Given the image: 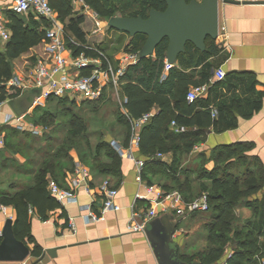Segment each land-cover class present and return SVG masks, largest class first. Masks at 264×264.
<instances>
[{
	"label": "crops",
	"instance_id": "0c3cea01",
	"mask_svg": "<svg viewBox=\"0 0 264 264\" xmlns=\"http://www.w3.org/2000/svg\"><path fill=\"white\" fill-rule=\"evenodd\" d=\"M70 1L73 13L79 5V17H88L80 24L84 33L86 27H96V36L101 32L106 35L113 30L106 19L100 17V22L98 21L95 17L96 11L84 0L85 4L80 0ZM12 2L13 0H0V8L9 7ZM73 15L72 18H79ZM55 17L54 25L49 21L50 27L47 29L53 26L61 27L65 41L70 42L71 36L77 38L68 30L71 16L62 21L55 10ZM95 34L92 36L97 38ZM127 36L126 46H132L133 37L129 34ZM47 41L45 37L39 44L12 59L11 76H30L40 57L44 55V45ZM78 41L81 46L76 47L82 49L80 53L84 52L92 57H98L95 50L104 53L103 49L96 48L87 41ZM7 42H0V51L5 50ZM70 45L71 43L67 46L66 54L71 52L73 55H79L80 53L71 51ZM215 45L219 48V53L208 59L212 64V78L207 82V92L201 97L211 101L210 107H213L216 113L217 106L225 103V113L232 115L237 125L221 132L204 130L200 141L190 152L182 150L183 144L177 151L167 150L166 146L171 144L166 138L163 145L166 151L160 150L159 146V149L147 156L141 152L142 128L151 122L160 108L152 107L150 112L153 115L146 122L136 125L135 121L143 116L135 119L128 114L125 107L127 96L122 82L119 85L111 81L106 82L101 96L97 99L74 98L69 95L44 96L42 92L34 105L21 115L10 105L12 99L20 96L8 99L6 94V100L0 103V200L1 197L33 188L40 169L48 162L52 164V169L46 175L47 189L53 199L55 198L49 190L50 183L72 188L70 178L78 164L84 165L90 172L91 192H87L83 186L79 187L75 190V201L65 204L57 202L56 208L43 215L35 207H29V230L25 240L32 250L38 251V255L32 254L25 264L33 263L44 253L46 256L37 264H159L147 232L130 230V218L134 209L139 211L135 217L138 222L143 220V213L153 206L158 214L152 219L166 218L170 222H176L173 239L179 245L183 242L186 232L184 221L195 220L199 212L179 214L176 209L167 206L168 201H165L166 204L157 203L155 190L150 192V186H155L156 191L179 193L183 202L188 203L206 193V187L212 186V180L207 178L206 173L218 167L225 169V161L229 157L231 166L228 172L241 179L247 176L248 171L254 170L253 173H257V168L264 171V95L258 111L253 112L249 105L246 107L247 99H257L264 93V0H246L243 3L220 1L219 35ZM124 53H104L106 60L102 61V66L107 67L109 63L118 68L119 59ZM165 61L166 71L162 78L167 77L170 67L182 68L178 60L172 65ZM93 67L95 66L92 65L83 73L89 74ZM220 68L226 73L225 79L216 78V71ZM193 69L194 79L200 80L203 74L202 65L194 66ZM191 70L190 68L186 72L191 73ZM192 87L194 86L191 85L189 90ZM56 102L58 106L63 103L86 104V117H83L85 129L74 142H69L71 122L62 120L61 114H54L56 111L48 109ZM238 102L243 106L242 110L236 106ZM96 107L98 108L93 113L90 109ZM199 108L201 109L200 106ZM49 113L54 115L53 126L44 128L42 125H36L43 123L44 115L48 116ZM249 113L248 117L243 115ZM107 120L111 123L109 127L104 125ZM173 122L175 121L171 122L168 129L178 138L198 130L197 127ZM135 136L139 137V142ZM32 137L38 138V141L26 144V140ZM98 146L101 147L100 150H97ZM107 149L111 151L110 154ZM137 160L144 162L143 168L138 166ZM106 179H110L118 188L116 201L121 205V209L106 212L99 221L87 222L83 219V214L87 212L88 207L96 210L102 206L99 187ZM9 189L14 190L12 192ZM206 194L208 197V193ZM261 195L260 193L258 197L261 198ZM4 206L0 203V219L11 217L15 220L16 208L6 205L4 212ZM235 213L242 219L253 215L252 209L244 203L236 208ZM71 219L76 225L75 231L70 226ZM193 231L195 228L191 232ZM50 249L54 251L53 255L47 253ZM179 253L182 257L181 248Z\"/></svg>",
	"mask_w": 264,
	"mask_h": 264
},
{
	"label": "trees",
	"instance_id": "16d2710c",
	"mask_svg": "<svg viewBox=\"0 0 264 264\" xmlns=\"http://www.w3.org/2000/svg\"><path fill=\"white\" fill-rule=\"evenodd\" d=\"M99 16L107 19L113 15L146 17L151 8L165 10L167 5L164 0H128L119 4L117 0H84ZM121 1V0H119ZM52 7L58 11L60 19L65 21L71 16L68 30L72 32L82 43L86 42L85 33L80 27L84 18H72L73 9L70 0H52ZM9 18V28L11 38L7 42L4 51H0V81L9 79L12 74L11 60L17 58L31 47L39 44L45 37L50 22L47 19H37L32 13L17 14L12 11L6 12ZM29 19L26 23L24 17ZM146 37L136 35L133 37L131 51H139ZM207 49L204 52L198 50L193 44L187 45V51L178 58L182 68L170 67L166 78H162L166 71V51L168 41L161 42L155 53L149 57L141 58L140 61L127 68L121 76L124 93L127 96L125 107L130 117L138 119L151 111L152 107L158 106L160 111L154 115L151 122L146 124L140 133L141 152L146 156L153 153L160 146V150H178L181 148L185 152H190L201 139L204 130L213 129L221 132L237 125V121L232 115L225 113V103L214 108L210 107L211 101L200 97L197 100L189 101L187 93L191 85L197 86L210 82L212 78V64L208 61L219 53V48L215 45V40H206ZM75 53H80L81 48L71 44ZM202 65V78L194 79L195 69ZM192 69L191 73L186 72ZM261 93L257 99H247L246 107H252L256 112L261 108ZM6 100V92L0 88V103ZM64 102V101H63ZM249 105V106H248ZM201 107V109L199 108ZM236 106L243 109L238 102ZM177 110L179 112H177ZM252 114V113H251ZM248 117L249 114H243ZM53 114L44 115V122L51 124ZM70 141L74 142L80 137L85 129L84 122L77 116L71 115ZM175 121L179 125L197 127L195 132L183 134L178 138L169 132V125ZM129 125V121L127 120ZM164 138L169 139L171 146L164 145ZM69 139V138H68ZM68 139L66 142H68ZM65 147V146H64ZM101 147L98 146L97 150ZM109 154L110 150L107 149ZM113 157L115 155L111 154ZM52 164L45 163L37 175V182L33 188L23 189L12 196L1 197V204L13 205L16 208L14 230L18 239L26 241L29 225V207H35L43 215L48 210H53L58 203L53 199L47 189L46 175L52 169ZM231 166L230 157L225 161V169L218 167L206 173L207 178L212 180V186L206 187L209 197V210L214 205V218L209 231V241L215 245L211 251L202 259H185L184 261H196L201 264H262L264 261V171L256 169L257 173L249 172L244 179L228 172ZM261 198L258 197L259 194ZM254 196H256L254 198ZM244 203L253 211L252 217L242 219L235 213L236 208ZM241 220H244L241 223ZM239 222L241 225L235 226ZM228 234V235H227ZM228 245V246H227ZM226 248L229 255L226 256ZM225 253V254H224ZM32 254L38 255V251L33 249Z\"/></svg>",
	"mask_w": 264,
	"mask_h": 264
},
{
	"label": "built area",
	"instance_id": "2783aa9c",
	"mask_svg": "<svg viewBox=\"0 0 264 264\" xmlns=\"http://www.w3.org/2000/svg\"><path fill=\"white\" fill-rule=\"evenodd\" d=\"M52 0H13L12 4L6 8H0V42H7L11 38V30L9 28V18L6 12L12 11L17 14L32 13L37 19L44 18L51 23L55 22V10L51 4ZM84 3L83 0H80ZM221 2L243 3L246 0H219ZM85 4V3H84ZM88 6H86L87 8ZM95 17L100 22V16L96 12ZM102 21V20H101ZM100 25V23H97ZM47 42H45V51L37 62L35 69L30 76L22 77L19 74L11 76L9 79L0 81V88L4 89L8 99L17 98L32 88H41L44 96L55 95L63 97L69 95L74 98L97 99L102 94L103 85L106 82H113L115 85L120 84V77L125 73L127 68L135 65L140 61L139 51H128L119 59V67L114 68L108 63L107 67L102 66V61L106 60L105 54L100 50H95L98 57H92L82 52L79 55L66 54L68 51L64 32L61 27L53 26L47 29ZM72 41V42H71ZM70 43L75 46H81L74 40L70 39ZM94 65L90 73L84 74L83 71L90 69ZM217 79H225L226 73L220 68L216 71ZM59 76V77H58ZM209 88L208 83L192 87L187 93V99L194 101L203 96ZM216 111H213L215 115ZM153 113H146L141 119L135 121L136 125H140L147 121ZM175 123V122H173ZM139 142V137L135 136ZM138 142L136 144L138 145ZM139 167L144 166V162L137 160ZM72 188H63L55 183H50L49 190L51 195L57 202L65 204L75 201V190L79 187H84L87 192H91L89 185L90 172L82 165L78 164L74 173L71 176ZM155 190L157 195V203L166 204L168 207L176 209L179 214L192 213L194 211H208L209 202L207 194L192 202L185 203L179 193H166L163 190L156 191L155 186H150L149 191ZM99 193L102 197V206L92 210L88 207L86 213L83 214V219L87 222L99 221L108 211H119L121 205L116 201L119 190L112 184L110 179H106L99 187ZM156 204V203H155ZM167 208V207H166ZM6 212V207L3 208ZM31 212V210H30ZM138 210L133 211L130 218V230L134 232H144L148 221L154 218L158 211L153 206L143 213V220L136 221ZM72 230H76V225L73 219L70 220ZM1 236V227H0ZM264 264V261L262 262Z\"/></svg>",
	"mask_w": 264,
	"mask_h": 264
},
{
	"label": "water",
	"instance_id": "95a60500",
	"mask_svg": "<svg viewBox=\"0 0 264 264\" xmlns=\"http://www.w3.org/2000/svg\"><path fill=\"white\" fill-rule=\"evenodd\" d=\"M165 10L151 8L148 15L108 17V25L116 30L128 33L131 37L144 35L146 40L139 50L140 58L155 53L158 45L168 41L166 60L175 64L179 56L187 51V45L193 44L198 50L207 49L206 40H216L219 35V0H164ZM42 95L41 88H33L22 96L10 101L14 111L21 115L29 110L36 99ZM15 220L11 217L0 219V262L25 264L32 255V248L26 241L18 239L14 230ZM176 222L166 218L152 219L145 226V232L151 243L159 264H201L196 261H184L180 258L179 244L173 234ZM53 255L51 249L47 251ZM46 256L31 264H37Z\"/></svg>",
	"mask_w": 264,
	"mask_h": 264
},
{
	"label": "rangeland",
	"instance_id": "374dc122",
	"mask_svg": "<svg viewBox=\"0 0 264 264\" xmlns=\"http://www.w3.org/2000/svg\"><path fill=\"white\" fill-rule=\"evenodd\" d=\"M128 0H117V2H119V4H123L126 3ZM12 4V3H11ZM79 5L78 7H76L74 9V15L77 17L80 16V9H79ZM73 15V16H74ZM24 17L26 23L28 22L27 20L29 19L26 16H21ZM88 18L87 16L84 17V19ZM85 30V35H86V41L87 43H89L90 45H93L96 48H100L103 49L104 53H109L110 55H115L116 53H121V52H128L131 51V46H126L127 40H128V34H123V32H120L119 30L113 29L112 31H110L108 34H104V33H100L98 34V36H96L95 34V29L91 28V27H86L84 28ZM109 31V30H108ZM93 34H95V36L97 38H95L94 36H92ZM72 40H74L76 43L80 44L78 39L75 38L74 36H71ZM96 39V40H94ZM98 39V40H97ZM72 42V41H71ZM70 42L66 41V45L69 46ZM1 49V47H0ZM71 51H73L71 49ZM115 99V98H114ZM82 103V102H81ZM78 105V103H71V104H67V103H63L61 106H58V102H56L55 105L53 106H49L48 109H50L51 111H56V113L54 114H61V116L63 117L62 120L64 119L65 121H70V119L72 118L71 115L74 114V116L79 117L80 119L83 120V117L85 118V111H86V104H81ZM98 107H96V109L91 108L90 110L93 111V113L97 110ZM71 122V121H70ZM55 124V121L51 124H46V123H36V125H42L44 128L46 127H51ZM110 121L107 120L104 125L106 127L110 126ZM66 128V126H64ZM35 141H38V138L32 137L30 140H26V144L28 143H33ZM56 140H52V142H54ZM13 192L14 189H9ZM206 193H208V191L206 190ZM214 203H213V207L210 211H198L199 213L196 215L195 220L190 219L187 221H184L183 223V227L185 229V233H184V237H183V242L181 243V245H179V247L181 248V251L183 253V256L185 257V259H189V258H193V259H202L204 256H207L208 253L211 251V248L213 245V243H211L209 241V231L211 228V224L209 225V223L212 222L215 214H214ZM209 222V223H208ZM244 220H241V223H243ZM241 223L236 222L235 226H239L241 225ZM198 225V228H196V226ZM195 228V231L191 232L192 229ZM228 235V234H227ZM178 243V242H177ZM228 246V245H227ZM226 252V256L229 255V249L226 248L225 250ZM224 253V254H225Z\"/></svg>",
	"mask_w": 264,
	"mask_h": 264
}]
</instances>
